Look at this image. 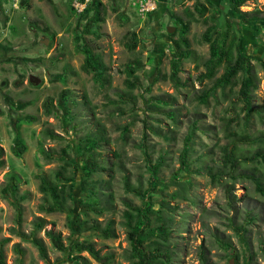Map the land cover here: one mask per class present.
Here are the masks:
<instances>
[{
    "label": "rangeland",
    "instance_id": "rangeland-1",
    "mask_svg": "<svg viewBox=\"0 0 264 264\" xmlns=\"http://www.w3.org/2000/svg\"><path fill=\"white\" fill-rule=\"evenodd\" d=\"M74 1L19 0L12 5L0 0V188L6 173L14 169L21 176L18 193L24 195L17 226L13 206L0 193L4 264H19L18 257L20 264H72L75 255L88 264H134L125 214L134 213L132 208L140 206L142 198L125 188L126 181L134 188L154 190L150 200L169 232L162 247L170 253L167 264H229L230 259L232 264L246 260L264 264L259 245L264 241V193L253 181L258 177L264 186V162L248 161L241 174L214 182L204 168L218 158L229 130L244 129L250 134L264 130V67L260 65L264 20L234 19L255 68L252 102L263 109V118L253 114L245 121L242 103L235 97L238 83L223 91L217 88L206 102L199 99L213 84V79L199 80L208 57L203 33L217 10L220 17L231 13L230 0H210L212 5L200 0L206 6L203 15L194 8L195 0H76L83 9ZM97 2L102 20L86 32L87 18ZM146 2L153 3V9L141 11ZM240 10L264 16V0H245ZM179 18L188 24L184 36L189 55L182 61L175 85L168 78L169 58L172 40L182 33ZM132 32L137 45L129 49ZM82 42L104 63L101 77L81 68ZM131 60L143 66L127 76L124 67ZM223 70L219 67L215 76ZM30 74L39 78L37 84L29 81ZM133 76L137 81L129 87L126 79L134 80ZM63 89L68 90L69 119L60 111L45 114L43 100L50 97L55 103ZM192 127L189 168L180 170V152ZM17 130L27 145L21 156L13 152ZM49 132L59 137L51 138ZM86 138L97 140L92 152L103 166L87 181L94 192L91 197L81 187L85 155L80 147ZM40 144L45 153L38 152ZM154 165H158L155 186L151 184ZM55 171L74 176L73 199L67 201L71 221L66 212L44 209L38 174L51 176ZM78 218L99 229L79 232ZM150 218L157 224L154 214ZM38 219L43 225L35 229ZM108 222L112 235L106 237L100 229ZM14 227L27 234L35 230L46 258ZM48 229L60 233L64 250L52 245L45 234ZM83 241L99 250L100 260L76 250Z\"/></svg>",
    "mask_w": 264,
    "mask_h": 264
},
{
    "label": "trees",
    "instance_id": "trees-1",
    "mask_svg": "<svg viewBox=\"0 0 264 264\" xmlns=\"http://www.w3.org/2000/svg\"><path fill=\"white\" fill-rule=\"evenodd\" d=\"M210 5L212 2L206 0ZM231 1V13L223 14L220 17L221 10H217V14L210 16L212 24L208 25L203 33V40L208 44V57L204 60V71L199 74V80L204 78L213 79L212 86L205 90L199 99L202 102H206L209 95L214 94L217 88L224 90L225 87L234 83H238L239 87L235 92L237 101L242 103V109L244 110L245 121H249L253 114L263 118V109L261 106H255L252 102V91L256 87V74L255 68L245 51V45L247 42L243 40V37L236 31V24L234 19L238 21H256L264 20V16H260L258 12H249L240 10V6L245 0H230ZM194 8L201 15L206 11V6L200 0H195ZM101 6L100 2H97L93 12L87 18V26L85 31H91L92 27L102 20L100 15ZM220 12V13H219ZM219 14V15H218ZM181 24V35L178 39H173L170 47V73L168 75L169 80L173 84L179 83L178 73L181 70L182 61L189 55L188 41L184 36V33L188 29V24L181 18L178 19ZM131 42L127 43L129 49L135 48L137 45V38L134 32L131 33ZM80 50L85 53V58L81 65L84 71H91L95 76L101 77L106 70L104 63L100 56L88 48L86 44L82 42ZM260 65L264 67V60ZM143 64L139 61L131 60L125 67L124 72L127 76H132L134 72L141 68ZM223 66L224 70L219 76H215L219 67ZM134 80L126 79V83L129 87L135 86L137 76H133ZM68 90L63 89L60 91L56 102L54 103L52 98L46 97L42 102L43 111L45 114H56L61 112L65 118L69 119L70 108L68 105ZM238 115L236 116V120ZM238 123V121H236ZM194 132L193 127L184 138V145L180 152V170L189 168V141ZM48 135L51 138L59 137V135L49 132ZM228 142L220 147V153L216 160H213L214 164H205L204 168L209 175L211 181L220 180L224 176L234 178L236 174H241V170H244L248 161L261 160L264 162V130L258 132V134H250L244 129L229 130L227 133ZM16 145L13 146V152L16 156H21L27 145L19 130L16 131ZM83 145L80 150L85 157L82 164V177L81 187L85 191L86 195L91 197L94 195L93 189L87 187V181L91 177L92 173L102 168L101 162L95 157L92 150L97 145V140L92 138H86L82 141ZM256 146H253V145ZM39 153H45L42 144L38 147ZM1 154V148H0ZM259 158V159H258ZM2 161L0 160V165ZM76 169V167H75ZM158 165L152 166L151 170V184L155 186L158 182L156 180ZM239 171V172H238ZM40 183L39 190L44 195V209L46 211H61L66 212L69 221L72 220V214L70 206L67 204L68 199H73V183L74 176H67L62 174V171H55L53 175H46L45 173L38 174ZM21 176L14 169L9 170L6 173V180L3 186L0 188V193L3 198L13 206L15 210V223L17 226L21 224L23 209L21 201L24 199L23 194H19V183ZM253 181L258 191L264 193V186L258 177H254ZM125 188L129 191L135 192L142 198V204L140 206H134L132 209L134 213L126 211V223H127V238L130 243V257L134 264H167L170 261V253L167 249L162 248L168 237V228L163 221L160 212L153 208L151 202V193L154 192L152 188L142 190L140 188L131 187L128 181L125 182ZM154 189V188H153ZM151 191V193H150ZM150 214L155 215V221L157 224H153ZM41 219L35 221V229L41 228L43 223ZM85 221L76 219L75 227L79 232L87 229H99L96 225L87 226ZM84 228H81V227ZM241 229V228H239ZM22 239L31 242L39 251V255L42 258H46V251L43 242L40 238L36 237L35 230H32L29 234L22 232L17 228H13ZM101 233L108 237L112 235L111 226L108 222L104 228L100 229ZM45 234L50 239L52 245L57 250H64V245L61 241L60 233L54 232L52 229L45 231ZM242 236V235H241ZM152 237H158L161 241H153ZM241 242L247 247V242L244 237H241ZM2 242H0L1 246ZM260 250L264 256V241L260 242ZM77 251H87L94 259L100 260L101 256L99 250L94 247L91 242L83 241L76 244ZM18 253L22 255L21 249H18ZM234 259L237 261L238 255L232 253ZM106 257L107 256H103ZM109 258V257H108ZM251 258V257H250ZM3 253L0 248V264L3 262ZM18 263H21V258H17ZM72 264H88L80 255L71 257ZM200 264H209L208 262H201ZM243 264H251V261H245Z\"/></svg>",
    "mask_w": 264,
    "mask_h": 264
},
{
    "label": "built area",
    "instance_id": "built-area-1",
    "mask_svg": "<svg viewBox=\"0 0 264 264\" xmlns=\"http://www.w3.org/2000/svg\"><path fill=\"white\" fill-rule=\"evenodd\" d=\"M11 3H12V5H17V3L19 2V0H9ZM85 1H87V0H85ZM74 6H78L79 5V3L75 0L74 1V4H73ZM79 6H81V9H83V7H84V5H79ZM153 7H154V4L153 3H149V2H146L145 4H141V11H144V10H151V9H153Z\"/></svg>",
    "mask_w": 264,
    "mask_h": 264
},
{
    "label": "water",
    "instance_id": "water-1",
    "mask_svg": "<svg viewBox=\"0 0 264 264\" xmlns=\"http://www.w3.org/2000/svg\"><path fill=\"white\" fill-rule=\"evenodd\" d=\"M29 81L32 82L33 84H37L39 82V78L33 74L29 75ZM229 264H232V260H229Z\"/></svg>",
    "mask_w": 264,
    "mask_h": 264
}]
</instances>
